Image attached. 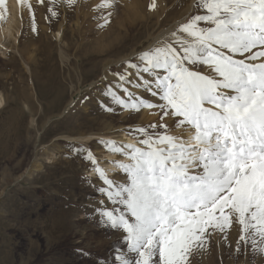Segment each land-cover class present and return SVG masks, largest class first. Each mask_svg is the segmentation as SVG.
Wrapping results in <instances>:
<instances>
[{"label": "rangeland", "instance_id": "obj_1", "mask_svg": "<svg viewBox=\"0 0 264 264\" xmlns=\"http://www.w3.org/2000/svg\"><path fill=\"white\" fill-rule=\"evenodd\" d=\"M43 2L50 19L18 28L19 36L13 30L4 37L1 26L10 17L0 8L6 17L0 19V264H119L116 249L133 254L121 240L125 233L100 223V202L115 206L97 191L106 185L86 156L91 152L106 171L104 155L122 154L103 141L125 147L121 133L131 132L139 143L144 137L136 129L153 123L167 124L172 134L181 128L171 116L161 121L159 109L125 110L105 91L112 86L124 96L114 73H123L127 62L138 63L140 53L164 41L175 46L172 33L184 35L179 26L202 10L197 0H155V9L153 0H115L112 7L99 9L102 0ZM61 89L64 100L58 96ZM109 171L110 178L126 180ZM235 233L240 235L234 223L225 244L216 232L206 251L193 253L190 264H264L250 246L241 244L235 251L238 237L229 245Z\"/></svg>", "mask_w": 264, "mask_h": 264}, {"label": "snow or ice", "instance_id": "obj_2", "mask_svg": "<svg viewBox=\"0 0 264 264\" xmlns=\"http://www.w3.org/2000/svg\"><path fill=\"white\" fill-rule=\"evenodd\" d=\"M114 3L102 0L97 8ZM195 6L202 12L179 26L184 35L172 33L175 46L164 41L114 73L124 96L112 86L105 91L125 110L159 109L161 121L171 116L188 133L153 123L136 129L142 146L103 141L127 157L116 162L125 181L110 178L88 152L106 185L97 191L115 206L100 202V223L125 233L121 240L133 254L116 249L119 264H190L216 232L228 244L234 223L235 251L244 244L264 257V0H197ZM0 8L6 11V0ZM132 84L163 103L126 86Z\"/></svg>", "mask_w": 264, "mask_h": 264}, {"label": "bare ground", "instance_id": "obj_3", "mask_svg": "<svg viewBox=\"0 0 264 264\" xmlns=\"http://www.w3.org/2000/svg\"><path fill=\"white\" fill-rule=\"evenodd\" d=\"M8 1L9 2H7V3H9V7L7 8L5 14L8 15L10 18H9V21H8L7 24L1 26L2 27L1 31L5 35L4 37H6V35L12 36V31L13 30H15L17 35H18L20 33L18 28H20V27L24 28L27 25H32L33 23H35V21H38V20H49L50 19L49 15H48V10H49L48 5L46 3H44V2L42 3L39 0H27V4H23V3H21V0H8ZM28 5H31V7L29 8ZM139 6L141 7L142 5L140 4ZM56 34H57L58 40L60 41L61 37H62V33L60 32V29H59L58 33H56ZM23 35H24L23 32H21V36H23ZM162 37L159 36L158 38H156V42L159 41V38L162 39ZM16 39H17V36H16ZM2 41L3 40H0V43ZM46 56H47L46 60L50 59L49 55H46ZM128 57L126 56V57H124L125 59L124 58L123 59L127 60ZM123 59L114 60V61H108V62L105 63L106 65L104 67L107 68L109 65H113L114 63H116V62H118L120 60L123 61ZM105 68H104V72L102 74V77H104V78L107 75V73L105 74V70H106ZM55 75L56 74H54V76ZM133 92L139 93L140 96L144 97L145 99L151 100L153 103H156V104L163 103V101L159 100L158 97L151 96L148 92L144 91L143 89H137L136 88L135 90H133ZM58 96L60 97V99L64 100L66 98L65 97V91L63 89H61V91L59 92ZM3 104H4V101L0 97V107ZM71 104H72V102L69 103V105L67 106L66 110L68 109V107H71ZM152 110L156 111V108H153ZM144 112L149 113L150 111H147V110L144 109ZM130 133L129 132H122L121 133L122 134L121 137H120L121 144H124L125 147L129 143L136 144L137 146H140V144L137 143V141L134 140V137H132L130 135ZM174 135L187 136L188 133L185 132L181 128V130L179 132H174ZM95 137H94V139H95ZM89 140H91V139H89ZM104 156H106L108 158L107 160H109L108 163H104V166L107 169L106 171L110 170L108 172L109 175L113 176V174H114L115 176H117L118 173H121V174H119V177L121 176L122 180H125L126 175H124L125 173L122 172V170L118 167L116 162L117 161H123V162L127 163V162H129L127 157L124 156V155L116 156V155L111 154V153L110 154H105ZM111 161H113V163H111ZM113 171H115V173L112 174L111 172H113ZM232 236H234V237L229 240V245L233 247L234 242H235V240H236V238L238 236H236V233L233 234Z\"/></svg>", "mask_w": 264, "mask_h": 264}]
</instances>
